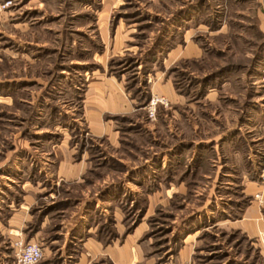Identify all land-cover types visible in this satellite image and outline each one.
Listing matches in <instances>:
<instances>
[{
	"label": "rangeland",
	"instance_id": "1",
	"mask_svg": "<svg viewBox=\"0 0 264 264\" xmlns=\"http://www.w3.org/2000/svg\"><path fill=\"white\" fill-rule=\"evenodd\" d=\"M88 238L264 264V0H0V264Z\"/></svg>",
	"mask_w": 264,
	"mask_h": 264
},
{
	"label": "crops",
	"instance_id": "2",
	"mask_svg": "<svg viewBox=\"0 0 264 264\" xmlns=\"http://www.w3.org/2000/svg\"><path fill=\"white\" fill-rule=\"evenodd\" d=\"M21 208L22 207L19 206L12 208L13 215L8 219L9 226L11 227L15 226L16 228L20 226L19 217L21 215L19 214V212L23 211V209ZM246 213H247L246 216L242 220L246 219L247 221H249L247 223V228H250L251 232H253L251 233V235L255 236L256 235L255 230L258 229V227L263 226L262 224L259 225L255 223V221L258 220L257 218L258 216L256 215L257 214L256 207H254V205L249 206L246 210ZM12 230H14V228ZM91 239L88 238L87 241L84 242V247L87 250L80 253L74 264H100L98 256H104V257L106 256L113 264H131V253L129 251V247H126L125 245L121 247H117L114 244L113 246L108 247L105 250V252H101L100 245L97 242H95L93 239L92 240Z\"/></svg>",
	"mask_w": 264,
	"mask_h": 264
},
{
	"label": "built area",
	"instance_id": "3",
	"mask_svg": "<svg viewBox=\"0 0 264 264\" xmlns=\"http://www.w3.org/2000/svg\"><path fill=\"white\" fill-rule=\"evenodd\" d=\"M15 246L17 250L12 264H37L43 257L42 248L36 242L19 241Z\"/></svg>",
	"mask_w": 264,
	"mask_h": 264
}]
</instances>
